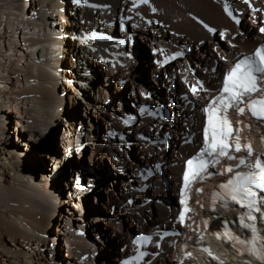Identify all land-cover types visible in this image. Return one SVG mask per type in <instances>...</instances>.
<instances>
[{"label":"bare ground","instance_id":"obj_1","mask_svg":"<svg viewBox=\"0 0 264 264\" xmlns=\"http://www.w3.org/2000/svg\"><path fill=\"white\" fill-rule=\"evenodd\" d=\"M66 1L0 0V264H62L56 255L62 248L64 264H118L130 253L133 234L173 229L174 214L163 199L164 189L172 181V191L178 193L181 157H189L199 147L184 144L183 135L196 132L203 118L174 93L179 88L173 80L160 84L166 87L174 112L163 117L162 105L149 96L154 92L147 79L153 76L159 83L161 75L173 77L179 70L189 76L188 68L193 67L214 88L218 72L226 67L222 57L235 59L260 43L252 27L244 23L239 29L226 15L227 4L236 0H150L139 13L158 19L164 27L144 26L129 34H121L120 24L115 30L109 23L129 10L130 0ZM206 26L228 30V39L237 48L216 43ZM95 31L108 33L110 39L88 38ZM241 31L245 36L233 40ZM155 49L183 51L188 59L161 70L160 56L151 54ZM218 52L222 53L220 62ZM108 85L112 88L106 90ZM192 102L199 105L198 100ZM126 105L132 108L129 115L123 114ZM153 114L160 116L155 119ZM165 133L167 144L162 142ZM49 140L60 154L50 149ZM260 141V151H264V134ZM40 157L54 174L75 173L78 167L109 182L111 187L103 190L105 201L100 202L103 196L99 197L98 190L95 201L91 200L90 220L80 204L61 200L56 205L53 190L44 186L48 170ZM34 165L42 172L39 180L32 176ZM127 169L133 179L119 185L111 182L112 176ZM222 182L213 179L201 187L208 195L213 185ZM206 205H196L198 216L207 226L216 221L212 231L207 232L205 226L201 234L186 231L191 235L187 239L193 240H181L178 249L196 253L186 264H250L218 239L222 226H230L228 212ZM108 207L118 214L100 219L102 208ZM81 233L88 234L91 245ZM118 243L120 255L113 252ZM176 244L162 245L151 264H178L173 251ZM90 252L96 255L86 256Z\"/></svg>","mask_w":264,"mask_h":264},{"label":"snow or ice","instance_id":"obj_2","mask_svg":"<svg viewBox=\"0 0 264 264\" xmlns=\"http://www.w3.org/2000/svg\"><path fill=\"white\" fill-rule=\"evenodd\" d=\"M226 11L232 16L230 10L226 8ZM233 18L235 19V17ZM236 22L239 23L238 20ZM209 31L211 32L213 29L209 28ZM260 31L264 32V28H261ZM258 74H264V49L257 50L255 57L244 58L237 62L224 77L222 93L227 95L222 94L211 101V105H218V107H213L209 114L208 127L204 133L207 147L197 158L199 163L196 167H194V161L192 159L187 161L188 170L184 175L185 186H187L190 178L194 179L201 171L206 170L208 162L204 159L205 153L209 156L215 154L233 160L236 157L229 155L231 146L234 144L235 152L242 150L238 134L230 140L234 129L227 115L229 108L235 106L238 113L243 115L245 107H247L256 119L264 121V95L259 98H253L255 93H264V88L260 87ZM201 87L203 86L201 85ZM191 90L195 95L197 92L196 86H193ZM245 98H247V102ZM221 109L224 114L222 116L216 115ZM206 111L208 110L206 109ZM235 131L238 133L239 130L237 129ZM209 137H211L210 144ZM245 147L247 148L248 156H251L253 154L251 145L248 144ZM240 165H246L250 170L237 173L226 184L220 185V188L223 190V196L226 201L231 200L241 207L246 208L248 210L246 219L255 221L256 216L252 213L261 212V205L264 204V196L260 195V193H264V160L258 158L254 162H247L241 159ZM227 171L232 172V167H228ZM219 195L221 194H214V204L216 197ZM180 219L181 221L184 220L183 215ZM244 219V217H241V220ZM245 227L250 228L253 233L257 232L255 225L245 224ZM257 238L260 240L258 246L255 240L251 243H246L244 240H240L239 237H235L234 240L236 243L248 249V254L253 255L260 264H264V232H260Z\"/></svg>","mask_w":264,"mask_h":264},{"label":"rangeland","instance_id":"obj_3","mask_svg":"<svg viewBox=\"0 0 264 264\" xmlns=\"http://www.w3.org/2000/svg\"><path fill=\"white\" fill-rule=\"evenodd\" d=\"M62 3H64V4H68L67 3V1L66 0H62ZM116 28H118L117 26H115V30H116ZM138 55L139 56H141V57H143L144 58V54H142V53H138ZM217 57V60L220 62V60H219V57L218 56H216ZM68 62V61H67ZM222 62V61H221ZM223 63V62H222ZM163 75H166V74H163ZM163 75H161V79H160V81L161 82H164V81H167V79L164 77L163 78ZM97 79H96V82L98 81L99 82V77H96ZM163 79V80H162ZM153 81V82H152ZM157 81V78L156 77H150V79H147V82H149L148 83V85L150 86V88L153 90V92H154V98H159V99H162L163 98V96L161 95V94H157V90L155 89V87H154V84H157L158 83V81ZM77 82H79V80H77ZM146 83V82H145ZM154 83V84H153ZM147 84V83H146ZM109 87L110 88H112L110 85H108V86H106V90H108L109 89ZM165 93H166V98L167 99H169V94H168V92H167V90L165 91ZM116 102V101H115ZM149 102H153L152 101V99H149ZM123 103V102H122ZM115 105V103H113V106ZM112 106V105H111ZM173 109H172V106H169V108L167 109V112H166V116H172V111ZM173 114H174V112H173ZM150 116V115H149ZM151 116H153L155 119L156 118H158L160 115L159 114H153V115H151ZM162 116V115H161ZM174 116V115H173ZM181 123V122H180ZM12 124V123H11ZM10 124V125H11ZM14 124V123H13ZM13 124L11 125V126H13ZM99 141H101V139L99 138ZM125 141H123V143H124ZM46 143H48L47 145L50 147V149H51V145H52V143H53V141L52 140H49V141H47ZM135 144V143H134ZM47 145H44V146H47ZM44 148H46V147H44ZM49 152H51L52 153V151H50V150H48ZM67 157V156H66ZM47 159V158H46ZM40 160L42 161V164L43 165H46V170H48V171H50L49 170V167H48V164H47V162L45 163V160L44 159H42V157H40ZM36 165H34V168H32L33 170V173H32V176L33 177H36V180H39L40 179V177H41V173L38 171V169L35 167ZM48 167V168H47ZM71 167V166H70ZM36 171H38V173H36ZM47 171V175H48V179L44 182V186L45 187H49L50 188V190H53V192L56 194V195H60V198H61V200L63 201V203L64 204H75V198L76 197H78L80 194H82V192H86V191H89V192H91L92 194H93V196H94V199H91L92 201L94 200L95 201V199L97 198V196H96V194H97V190L98 191H100L101 193H100V195H99V197L100 196H103V199L107 196L106 195V193H104V189L105 188H110L111 186H110V184H109V182H105L104 183V180L102 179V177H100V178H98L97 176H96V174L94 173V174H91V172H88V171H81V170H79V168L77 167V169H76V172L74 173H72V172H67L66 170L65 171H63V172H61V173H58V174H54L53 172H48ZM128 171V172H127ZM81 172V173H80ZM83 172V173H82ZM89 173V174H88ZM129 173V174H128ZM72 174V175H71ZM111 174V173H110ZM116 174V173H115ZM92 175V176H91ZM50 176V177H49ZM73 176V177H72ZM76 176V177H75ZM90 176V177H89ZM94 176V177H93ZM135 176H134V174L132 173V171L130 170V169H127L126 171H123V173H117L116 175H114V176H112V179L114 180H112L111 181V179L109 180V181H111V182H116L118 185L121 183V181H127V179H130V178H134ZM83 178L87 181V183L89 184V183H91L90 185H87L85 182H83L82 180H83ZM69 179V180H68ZM97 180V181H96ZM119 180V181H118ZM162 180V179H161ZM92 181H95V182H97L98 184H93V182ZM100 182V183H99ZM104 184H103V183ZM71 183V184H70ZM168 183V182H167ZM101 184V185H100ZM170 184V185H169ZM169 184H168V186L170 187V192L171 193H173L174 194V192L172 191V181H171V183L169 182ZM92 185V186H91ZM167 185L165 186V189H167V187H168ZM72 187V188H71ZM83 187V189H85V190H81V188ZM93 189V190H92ZM102 189V190H101ZM164 189V191H166ZM69 190H71V195H70V197L68 196V193H69ZM177 190V189H176ZM70 194V193H69ZM103 199H100V202H104L105 201V199L103 200ZM164 200H165V197L163 198ZM147 203H143V204H141V205H143V206H145ZM92 206V205H91ZM89 207V215H88V218H89V220H90V218H92L93 217V214H92V212H91V210H92V207ZM130 206V205H129ZM134 208L135 207H137L136 205H132ZM102 210H103V216H101L100 217V219H104V218H106V216H110V217H112V218H114L113 216H115V214L117 213L118 214V212L117 211H115V209L114 208H110L109 209V207L108 208H102ZM108 214V215H107ZM114 214V215H113ZM113 215V216H112ZM119 215H120V213H119ZM121 217H123V219H124V216L123 215H121ZM125 219H126V217H125ZM123 226V225H122ZM124 227V226H123ZM91 236V238H92V240L94 241V238H93V236L92 235H90ZM104 238V237H103ZM106 243H109V239H108V242H106ZM113 252H115V253H117V254H123L122 253V245L120 244V243H118L117 245H114L113 246ZM62 251V252H61ZM65 250L62 248V249H60L59 251H57V259H59V262H61L62 264H64V257H63V252H64ZM61 259V260H60ZM54 263H56V262H54Z\"/></svg>","mask_w":264,"mask_h":264},{"label":"water","instance_id":"obj_4","mask_svg":"<svg viewBox=\"0 0 264 264\" xmlns=\"http://www.w3.org/2000/svg\"><path fill=\"white\" fill-rule=\"evenodd\" d=\"M161 84V81L159 80V83L158 84H155V88L158 90V93L161 94L163 96L162 99H156L154 98L155 100V103L157 105H162L163 107L165 108H169V106H171L170 102L166 99V96L164 94L165 90H166V87H163V85H160ZM153 93L150 91L149 93V96L153 98ZM132 113V108L130 107V105H126L123 109V114L124 115H129ZM52 151L54 152V154L58 155L60 154V150L58 148L57 145H54L53 147H51ZM73 162L74 163H79V161L75 158H73ZM27 167V166H26ZM169 183H167L166 185L168 186ZM170 185V184H169ZM81 190H85L83 189V187L81 188ZM166 191H164V197L166 200L169 201V205L167 206L170 211L172 210H177L178 209V196L174 193H171L170 192V187L168 186L167 189H165ZM54 194V192H52ZM51 194L54 198H53V201H55L56 205H61V198L60 197H57L56 194ZM75 204H80L81 206L84 207L85 211L89 212V207H90V204H91V195L89 192H82V194H80L78 197L75 198ZM154 230H150V229H147L146 233L147 234H150V235H153L154 234ZM82 235V238L84 239V241H86L88 244H92L90 239H89V236L87 233H81ZM94 255H96L95 252H90L89 254H86V256L88 257H93Z\"/></svg>","mask_w":264,"mask_h":264},{"label":"built area","instance_id":"obj_5","mask_svg":"<svg viewBox=\"0 0 264 264\" xmlns=\"http://www.w3.org/2000/svg\"><path fill=\"white\" fill-rule=\"evenodd\" d=\"M147 231V230H146ZM146 231L143 232V234H146Z\"/></svg>","mask_w":264,"mask_h":264}]
</instances>
